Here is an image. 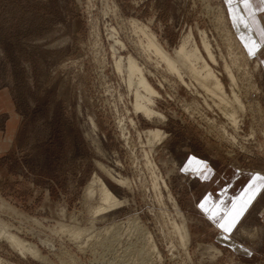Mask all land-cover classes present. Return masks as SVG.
Here are the masks:
<instances>
[{"label": "rangeland", "instance_id": "rangeland-1", "mask_svg": "<svg viewBox=\"0 0 264 264\" xmlns=\"http://www.w3.org/2000/svg\"><path fill=\"white\" fill-rule=\"evenodd\" d=\"M141 27L175 58L190 36L243 102L239 129L215 97L148 50ZM130 58L165 118L135 111L128 80L141 74H130ZM2 90L14 110L0 108V228L25 248L2 235L0 264H264V191L226 235L197 207L227 170L264 174V68L235 34L225 0H0ZM191 155L184 169L207 160L212 182L183 169ZM99 181L121 206L95 213Z\"/></svg>", "mask_w": 264, "mask_h": 264}, {"label": "bare ground", "instance_id": "bare-ground-1", "mask_svg": "<svg viewBox=\"0 0 264 264\" xmlns=\"http://www.w3.org/2000/svg\"><path fill=\"white\" fill-rule=\"evenodd\" d=\"M141 31L147 37L148 50L152 49L162 59V61L166 63L168 70H170L171 72L178 75V77L183 82H185V77L188 76L192 81L196 82L201 88L205 89L206 92H208L213 97H215L218 100L217 101L218 103H216L217 104L216 106L218 108H220L219 110H221L225 114V116L228 117V119L230 120L229 122L233 125V127H235V128L239 127L241 119H240L238 111L236 110L235 107H238L239 110L241 112H243L245 109L243 102L241 101L239 95L234 91V89L232 90L233 91L232 96L227 93L224 83L219 78V76L217 75L215 70L212 68L210 63L206 59H204V57L201 55L199 48L196 45H193L192 47L188 46L190 36H187L184 39V41L182 42V44L175 50V55H176V58H175V57H172L161 46V44L158 42L157 38L152 33L148 32L147 29L141 27ZM203 45H204V50H205L206 54L208 55L209 59L212 62L216 63L217 62L216 57H215L212 49L210 48L208 41L206 40V35L203 38ZM120 59L121 58H119L118 63H116V64H117L118 70H121L120 72H122V68H123L122 63L123 62L120 61ZM128 61H129V65H127V66H129L128 71H130V74L133 75V74H135V72H140V74H141L140 75L141 77L137 81H133V78H131L132 76H130V78L128 77L130 79V80H128V82L130 83L129 85L131 86V87L130 86L129 87L132 88L133 86H135V92H134L135 98H136V102H135V109L136 110L135 111H137L138 113H143L146 117H148L150 119L153 117H159L162 119L165 118L161 113H159L155 109L154 100L151 98L152 96H157L158 93H157L156 89L149 83V81L146 79V77L143 76L141 69L138 67V65L134 61V59L130 58V59H128ZM200 63H202V64H200ZM184 67L186 68V71L182 70V68H184ZM225 70L227 72L228 77L231 79L232 84L233 85L237 84L236 83V76H235L233 70L230 68V66H228L226 64ZM185 84H186V82H185ZM190 84H192V83H189V85ZM193 85H195V84H193ZM190 86H192V85H190ZM142 89H144L147 92V94H144ZM148 134L150 136V139H152L154 141H157V140L161 139V137H162V132L158 129L150 130L148 132ZM149 162H150V160H149ZM155 171H154V173H155ZM154 175H156V174H154ZM112 176H114V175H112ZM114 177H116V176H114ZM114 177H113V179H114ZM155 177H157V176H155ZM116 180H117V182L121 183L122 185H124V184L128 185V182H129L123 178H119V179L116 178ZM154 180L156 181V178ZM163 182H164V180H163ZM99 183H100V189H99V191H100V193H99L100 194V205H98V208L95 211V213H101L103 211L108 212V211H110V210H112L118 206H121V204L123 202L120 199H118L112 193V191L109 189V187L102 181H99ZM157 183L159 184L158 181H157ZM92 185H91V187H92ZM164 185H166V184H164ZM91 187L89 188V191L91 192V194H93L92 190H90ZM157 188H159V187H157ZM90 192H88V193H90ZM170 198H171V196H170ZM174 207L177 210L179 209L176 202H174ZM177 214L179 215V217H182L181 212L178 211ZM181 221H182V223L180 225L177 223H174V227L176 228L177 233H178L179 237L181 238L182 243L185 246H187L189 244L190 234L188 232V229L186 228V224H185V221L183 220V217H182ZM6 230H8V229L0 228V234H1L0 237H2V235H5V237H8L6 239L10 240V242L13 243V246L15 245L17 248L21 249L20 251H22L25 248L22 240L16 236H14L15 234H13V235L9 234V232ZM73 234H75V233H73ZM155 248H156V246H154V249Z\"/></svg>", "mask_w": 264, "mask_h": 264}, {"label": "crops", "instance_id": "crops-1", "mask_svg": "<svg viewBox=\"0 0 264 264\" xmlns=\"http://www.w3.org/2000/svg\"><path fill=\"white\" fill-rule=\"evenodd\" d=\"M225 3L229 20L238 39L246 52L250 56L257 57L264 68V41H261L260 38L261 30L264 29V12L260 11V9L264 5H260L257 0H252L251 8L248 9L244 7L242 0H232L231 4L225 0ZM250 48L255 53L254 55L249 53ZM0 108L6 109L9 112L14 110L13 100L7 90L0 92ZM192 156L185 162L183 169L188 165V161ZM203 161L205 162L204 166H206V170L202 168L203 174L197 172L194 167H189L184 170L204 182H212L215 173L214 168L207 160L203 159ZM252 175H254L253 172H244L239 169L231 170V172L229 170L225 171L219 180L216 179L212 182L210 188L198 201L197 207L219 227L220 223L226 222L225 220L219 219V217H227L234 206L239 207L243 199L246 198L248 184L250 183V177ZM263 191L261 190L256 194L244 212L240 222L262 195ZM201 204L205 207L201 208ZM213 217H216V219Z\"/></svg>", "mask_w": 264, "mask_h": 264}, {"label": "snow or ice", "instance_id": "snow-or-ice-1", "mask_svg": "<svg viewBox=\"0 0 264 264\" xmlns=\"http://www.w3.org/2000/svg\"><path fill=\"white\" fill-rule=\"evenodd\" d=\"M226 2L231 4L232 0H226ZM257 2L260 5H264V0H257ZM242 3L245 8L250 9L252 0H242ZM260 11L264 12V7H262ZM245 26L247 27V25ZM260 38L261 41H264V29L261 30ZM249 53L253 55L255 54L251 48L249 49ZM197 172L203 174V171L199 168H197ZM261 190H264V174L256 173L250 177V183L248 184L246 198L243 199L241 205L239 207L234 206L233 210L227 215V217H219V219L226 221L224 223L219 224V227L225 233L230 234L236 229L237 225L240 223L244 212L247 210L248 206L251 204L256 194L259 193ZM200 207L204 208L205 206L201 204ZM213 218L216 219V217Z\"/></svg>", "mask_w": 264, "mask_h": 264}]
</instances>
